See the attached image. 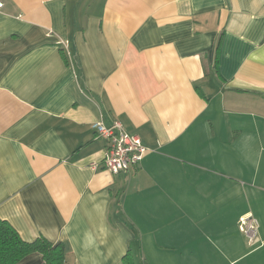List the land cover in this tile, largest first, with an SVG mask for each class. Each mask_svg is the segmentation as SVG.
Returning a JSON list of instances; mask_svg holds the SVG:
<instances>
[{
    "label": "crops",
    "instance_id": "0c3cea01",
    "mask_svg": "<svg viewBox=\"0 0 264 264\" xmlns=\"http://www.w3.org/2000/svg\"><path fill=\"white\" fill-rule=\"evenodd\" d=\"M0 3L1 219L68 264H264V0ZM117 121L148 152L113 175Z\"/></svg>",
    "mask_w": 264,
    "mask_h": 264
},
{
    "label": "built area",
    "instance_id": "2783aa9c",
    "mask_svg": "<svg viewBox=\"0 0 264 264\" xmlns=\"http://www.w3.org/2000/svg\"><path fill=\"white\" fill-rule=\"evenodd\" d=\"M3 8V3H0ZM97 137L107 141L102 165L105 170L118 175L138 167L143 161L148 149L143 145L138 135L127 132L121 122L117 121L107 127L103 123H95ZM239 229L250 242L257 241L259 222L253 216L240 218Z\"/></svg>",
    "mask_w": 264,
    "mask_h": 264
},
{
    "label": "trees",
    "instance_id": "16d2710c",
    "mask_svg": "<svg viewBox=\"0 0 264 264\" xmlns=\"http://www.w3.org/2000/svg\"><path fill=\"white\" fill-rule=\"evenodd\" d=\"M33 254H40L44 264H68L63 243L54 244L43 236L27 242L9 222L0 218V264H20ZM130 258L125 257L126 264H134Z\"/></svg>",
    "mask_w": 264,
    "mask_h": 264
},
{
    "label": "rangeland",
    "instance_id": "374dc122",
    "mask_svg": "<svg viewBox=\"0 0 264 264\" xmlns=\"http://www.w3.org/2000/svg\"><path fill=\"white\" fill-rule=\"evenodd\" d=\"M244 217V216H243ZM239 224H240V219H239V222H238V229H239ZM240 230V229H239ZM241 232V231H240ZM242 233V232H241ZM242 234H244V233H242Z\"/></svg>",
    "mask_w": 264,
    "mask_h": 264
}]
</instances>
